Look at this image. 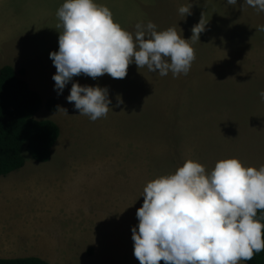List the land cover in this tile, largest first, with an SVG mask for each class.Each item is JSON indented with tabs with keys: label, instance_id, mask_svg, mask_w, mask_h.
I'll list each match as a JSON object with an SVG mask.
<instances>
[{
	"label": "rangeland",
	"instance_id": "374dc122",
	"mask_svg": "<svg viewBox=\"0 0 264 264\" xmlns=\"http://www.w3.org/2000/svg\"><path fill=\"white\" fill-rule=\"evenodd\" d=\"M64 2L0 0V68L11 64L20 76L24 69L43 99L36 117L61 128L49 160L26 153L23 167L0 176V257L140 264L132 228L149 182L188 160L206 173L228 158L264 167V32L256 31L264 11L244 0H94L134 42L137 24L174 28L186 40L201 19L207 24L199 40L188 41L195 59L186 75L160 76L133 62L123 79L81 74L58 94L50 53L59 50L57 11ZM190 4L184 17L179 8ZM72 83L107 88V115L95 121L79 115L66 99ZM51 97L57 111L46 107Z\"/></svg>",
	"mask_w": 264,
	"mask_h": 264
},
{
	"label": "clouds",
	"instance_id": "9594fccd",
	"mask_svg": "<svg viewBox=\"0 0 264 264\" xmlns=\"http://www.w3.org/2000/svg\"><path fill=\"white\" fill-rule=\"evenodd\" d=\"M227 3L236 5L237 0ZM244 3L264 11V0ZM191 7L182 6L179 13L186 17ZM57 16L63 31L59 50L50 58L57 69L52 78L58 94L81 74L123 79L133 62L160 76L169 71L174 77L186 75L195 59L188 41L199 40L207 24L201 19L188 40L174 28L157 32L151 22L146 28L137 24L134 42L112 12L94 0H65ZM256 31L264 32V25ZM108 95L107 88L72 83L66 99L79 115L95 121L107 115ZM259 96L264 99V90ZM143 196L136 213L139 223L132 228L140 264H238L264 251V224L255 219L257 210H264V167L245 168L237 158H228L206 173L200 163L188 160L174 174L149 182Z\"/></svg>",
	"mask_w": 264,
	"mask_h": 264
},
{
	"label": "trees",
	"instance_id": "16d2710c",
	"mask_svg": "<svg viewBox=\"0 0 264 264\" xmlns=\"http://www.w3.org/2000/svg\"><path fill=\"white\" fill-rule=\"evenodd\" d=\"M22 76L25 70L21 69ZM20 76L11 64L0 68V176L23 167L26 153L45 162L51 158L59 140L61 128L53 119L36 117L43 107L40 93ZM50 111H57L59 101L51 97L46 102ZM256 220L264 224V210H257ZM244 261V260H243ZM247 264H264V251L255 254ZM0 264H51L47 259L29 255L0 257Z\"/></svg>",
	"mask_w": 264,
	"mask_h": 264
}]
</instances>
